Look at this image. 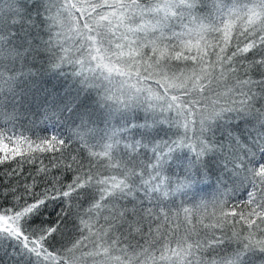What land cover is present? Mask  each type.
<instances>
[{"label":"snow or ice","instance_id":"snow-or-ice-1","mask_svg":"<svg viewBox=\"0 0 264 264\" xmlns=\"http://www.w3.org/2000/svg\"><path fill=\"white\" fill-rule=\"evenodd\" d=\"M0 169L29 264H264V0H0Z\"/></svg>","mask_w":264,"mask_h":264},{"label":"trees","instance_id":"trees-1","mask_svg":"<svg viewBox=\"0 0 264 264\" xmlns=\"http://www.w3.org/2000/svg\"><path fill=\"white\" fill-rule=\"evenodd\" d=\"M35 131H39V129H36ZM42 134V133H41ZM45 164L48 163V161L45 159ZM38 165H24V172L25 174L29 172H34L35 167ZM5 168L7 165L4 166ZM2 170V169H0ZM202 189H204L205 192H211L210 188H205L203 185L200 186ZM39 191V189H37ZM184 199L183 197H180L177 199V204L180 203V201ZM55 211L56 206L51 205L48 209H46V214L49 216L50 219H55ZM43 219V217H41ZM0 264H29V261L26 258H21L19 255H17L14 252V249L11 244L7 245H0ZM259 264V262H257Z\"/></svg>","mask_w":264,"mask_h":264}]
</instances>
